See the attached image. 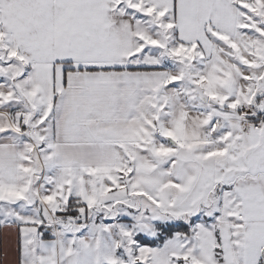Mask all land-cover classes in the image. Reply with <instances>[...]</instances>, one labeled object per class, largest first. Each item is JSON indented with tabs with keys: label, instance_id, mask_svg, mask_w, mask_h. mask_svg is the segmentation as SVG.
I'll return each instance as SVG.
<instances>
[{
	"label": "snow or ice",
	"instance_id": "1",
	"mask_svg": "<svg viewBox=\"0 0 264 264\" xmlns=\"http://www.w3.org/2000/svg\"><path fill=\"white\" fill-rule=\"evenodd\" d=\"M0 264H264V0H0Z\"/></svg>",
	"mask_w": 264,
	"mask_h": 264
}]
</instances>
